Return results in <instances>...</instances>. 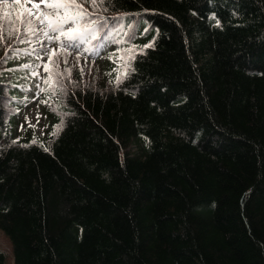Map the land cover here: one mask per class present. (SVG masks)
Segmentation results:
<instances>
[{"label":"trees","instance_id":"16d2710c","mask_svg":"<svg viewBox=\"0 0 264 264\" xmlns=\"http://www.w3.org/2000/svg\"><path fill=\"white\" fill-rule=\"evenodd\" d=\"M100 9L120 19L112 33L133 29L112 51L127 66L134 49L128 75L117 84L123 67L109 69L107 86L67 99L60 84L40 93L54 106L44 138L21 127L26 97L4 81L29 35L0 46V230L13 264H264V0ZM2 22L18 28L15 14Z\"/></svg>","mask_w":264,"mask_h":264},{"label":"snow or ice","instance_id":"6c2138e0","mask_svg":"<svg viewBox=\"0 0 264 264\" xmlns=\"http://www.w3.org/2000/svg\"><path fill=\"white\" fill-rule=\"evenodd\" d=\"M19 3V0H16ZM31 2L32 7L27 8L24 5L21 7L24 8V13L20 17V24L22 27L15 28L9 22V27L5 28L3 22H0V46L5 44L6 40L12 39H20V35L23 34L25 36L31 35L36 36L37 34L42 35L48 42L55 43L59 45V50L65 53L64 63L67 64V55L71 54V50L77 51V61L80 58V49L82 45L89 43L90 41H94L98 38L97 34L102 27H104L103 22H98L97 19H93V13L88 12L81 3H78L77 0H29ZM90 5L93 8L100 7L105 0H88ZM43 5V8L41 7ZM8 13H4V16H7ZM0 21H3V17H0ZM20 42H25L21 40ZM42 47L44 49L43 56H47V63L40 65L39 67L43 68V71L49 73L47 78L41 77L42 83L48 85V88L41 87L37 85L39 91L37 96L40 93H45L54 87H59V81L54 80L52 73L49 70V65L55 63L56 67H58V60L53 61V57L57 56V49L48 48L41 42ZM152 44L145 45V47H152ZM15 51V50H13ZM34 51V49H33ZM94 49L84 48L83 53L91 54ZM128 60L129 63L127 66H122L123 70L117 75L115 82L117 84L122 82V78L128 75L129 69L131 68L130 61L135 58L134 49H129ZM19 54V53H17ZM24 54H29L27 50H25ZM5 61L8 59L7 53L5 55ZM124 59V57H121ZM24 68H30L31 65L25 64ZM134 70V69H133ZM10 71H15V69H11ZM69 76L71 75V70L68 69ZM81 74H83V69L81 68ZM32 75L40 76L38 71H33ZM108 75H111L110 73ZM41 103H47L46 100L41 101ZM39 114H37V122H39ZM35 127L34 125H31ZM59 129V125L56 126ZM57 133H53L56 135ZM18 142V141H14ZM39 141L36 138H33L32 144H38ZM28 147L30 145H24ZM47 150V149H45Z\"/></svg>","mask_w":264,"mask_h":264},{"label":"rangeland","instance_id":"374dc122","mask_svg":"<svg viewBox=\"0 0 264 264\" xmlns=\"http://www.w3.org/2000/svg\"><path fill=\"white\" fill-rule=\"evenodd\" d=\"M88 0H77V2H83ZM99 3V0H97ZM97 11V10H96ZM99 19L103 17L111 18V22L114 20L112 15L104 13L103 10H98ZM2 13V9L0 8V15ZM25 50L28 51L29 54H24V59H19L17 61V67L19 70L23 69V74L21 76V83L20 86L23 87V84L26 87V90L29 96V100L23 103V109L21 112V116L23 122L26 124L34 125L32 127L34 132L40 137L43 138L46 135L48 130V115H47V108L46 104L41 103L40 100L36 98L34 87H33V80H31V76L27 75V72L30 68H24L23 65L28 64L33 66L36 64L35 60H43L46 61L47 57L41 59L40 57L43 55V52H39V59H34V51L32 48H26ZM24 50V51H25ZM65 53L61 51H57V56H54L52 59L53 61L59 62L58 67H56L55 63L52 64L54 69L55 79L59 81V84L63 86L61 88V93L64 99H67V96L70 95L73 91L76 92L84 87H103L107 86L109 81L108 76L105 73L107 70L106 65L108 66V62L110 61L107 57L103 58L102 60H98L96 62L89 61L88 59L79 58L77 61V55H67V64L64 63ZM109 68L114 70L115 67L118 66V62L115 60H111L109 63ZM81 68L83 69V74H81ZM68 69L71 70V75L68 74ZM29 78V81H28ZM11 78L10 76L6 77V81H9ZM52 109L54 108L53 105L50 106ZM8 111H13L11 107H8ZM37 114H39V122H37ZM0 250H2L6 255V264H13V248L9 241V239L4 235V233L0 230Z\"/></svg>","mask_w":264,"mask_h":264}]
</instances>
